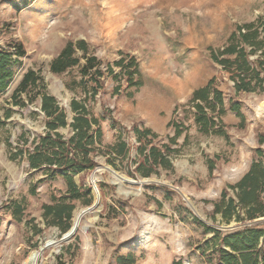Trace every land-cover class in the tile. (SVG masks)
<instances>
[{"label":"rangeland","instance_id":"1","mask_svg":"<svg viewBox=\"0 0 264 264\" xmlns=\"http://www.w3.org/2000/svg\"><path fill=\"white\" fill-rule=\"evenodd\" d=\"M260 19L264 20V0H0V47L6 49L10 42L19 41L26 50L22 63L11 68L13 77L0 95V207L2 203L9 207L0 209V264H23L45 242L59 241L64 233L44 218L43 205L62 199L73 204L71 228L75 214L95 202L94 188L97 207L83 216L70 240L45 249L38 264H119L118 259L128 255L133 264H218L217 250L222 244L214 230L231 234L250 224L238 206L236 212L242 219L233 215L227 221L215 205H222V192L236 204L230 186L259 160L256 149L264 154V144H258V137L264 136V89L236 93L229 74L209 59V49L224 47L237 25ZM78 40L87 43L89 53L103 66L112 64L120 52L136 58L144 87L126 101L132 108L142 101H154V112L145 123L156 127L161 121L164 126L165 132L154 141L156 146L168 144L174 134L165 127L174 107V120L187 128L171 147L177 150L169 155L171 169L158 168L147 178L129 174L125 161L116 162L113 168L104 155H97L93 171L107 167L131 183L120 186L103 168L92 178L93 171L75 176L77 185L82 181L89 187L90 204L84 195L69 199L62 171L50 179L43 168L31 170L26 160V152L45 132L41 95L32 101L29 97L39 90L54 96L63 108L71 99L83 100L77 85L81 78L78 66L60 74L49 71L50 61L63 46ZM81 55L76 52L75 56ZM32 67L40 70L42 84L14 101V89ZM210 78H215L223 93L225 137L200 133L193 121L194 110L187 105L190 88ZM109 79L87 104L98 114L107 108L117 115ZM149 103L143 104L148 107L141 110L143 115L151 113ZM230 104L239 105L243 124L229 110ZM126 111L121 109L119 118L124 123L137 120L143 128L140 118ZM58 131L66 138L70 133L68 128ZM10 202L24 208L20 221L13 217Z\"/></svg>","mask_w":264,"mask_h":264},{"label":"trees","instance_id":"2","mask_svg":"<svg viewBox=\"0 0 264 264\" xmlns=\"http://www.w3.org/2000/svg\"><path fill=\"white\" fill-rule=\"evenodd\" d=\"M76 50L82 53L81 57L75 56ZM26 51L22 44L10 42L7 48L0 47V95L5 92L12 78V66L20 65L21 59ZM209 59L220 66L222 73L229 74L233 82L236 93H253L264 89V20L237 25L227 39V44L218 49H209ZM80 59L84 60L80 64ZM79 67L80 81L78 86L82 92L89 93L93 98L98 92L104 89V76H112L117 79L124 77L126 87L139 88L142 82L137 79L139 76L138 63L134 56L122 54L113 64H107L104 68L102 62L95 56L89 54V49L83 40L76 42L68 41L59 54L53 58L49 64V71L60 74L66 70ZM113 68H118L119 72L114 73ZM215 78H210L208 82L200 88L195 89L187 101L193 112V121L200 133L208 135L226 136L225 124L222 116L225 114L223 93L216 87ZM42 83L40 70L27 71L11 98L14 101L19 95L30 93L39 89ZM90 84V86H88ZM121 86L114 89L118 94ZM37 95H41V111L45 115V132L40 136L31 151L26 152V160L31 170L44 168L47 178L55 179V173L62 171V178L66 182V193L69 199L77 200L83 195L88 198L86 204H90L91 198L88 193L89 187L81 181L79 185L74 182L73 176L80 173L93 171L96 163L91 157L95 153V143L101 142L100 120L90 116L85 105L76 100H72L70 108L74 114L69 123L73 134L64 139L56 132L58 128L67 126L66 113L64 108L59 107L52 96L35 92L29 101ZM131 96V94H130ZM20 101H16L19 105ZM229 110L235 113L243 124V116L237 104H230ZM177 111V106L172 111V117L166 124L167 128L173 129V136L168 139L169 143H164L160 147L154 144L158 135L149 129H139L133 125L129 130L123 128L127 133L132 131L136 137V154L131 156L132 144H127L119 140L114 145L107 148L109 152L115 153L117 157H127L128 173L143 178L157 173L158 168L171 169L172 164L169 155L177 150L171 148L176 145L177 139L187 129L182 123L174 120L173 115ZM9 115V114H7ZM108 115L104 110V116ZM104 118V117H103ZM184 137V142L186 141ZM258 144H264V136L258 137ZM22 155V151L18 152ZM259 160L253 161L246 174L231 189L236 194L235 200L225 199V192H222V205L216 204L215 209L222 214L227 221L235 215L237 220L242 217L236 212V207L244 210V217L250 222L231 234H221L215 231V235L220 236V243L228 250H224L220 245L218 248V264H264V222L253 223L255 219L264 218V154L261 149L255 150ZM108 164L115 168L117 165L114 159L108 160ZM131 165H134L131 170ZM209 170L213 169L212 161L208 162ZM164 190L166 188H163ZM61 202L56 204L43 205V216L50 218V223L60 227L62 233H67L70 229L72 212L74 205ZM13 207V217L20 221L24 208L10 202ZM9 208L6 203L1 204V208ZM204 226V225H203ZM212 230L211 228H207ZM119 264H133L131 255L127 258H119ZM172 264H182L181 261H174Z\"/></svg>","mask_w":264,"mask_h":264},{"label":"crops","instance_id":"3","mask_svg":"<svg viewBox=\"0 0 264 264\" xmlns=\"http://www.w3.org/2000/svg\"><path fill=\"white\" fill-rule=\"evenodd\" d=\"M52 34V33H51ZM84 41V40H83ZM85 42V41H84ZM16 43H20V44H22L21 42H19V41H16ZM86 43V42H85ZM86 45H87V43H86ZM22 46H23V44H22ZM64 47V46H63ZM23 48H24V46H23ZM25 49V48H24ZM62 50V49H61ZM60 50V51H61ZM26 51V50H25ZM59 51V52H60ZM76 52H80V51H78V50H76ZM118 53H119V51H118ZM59 54V53H58ZM57 54V55H58ZM82 54V53H81ZM90 54V53H89ZM26 55V54H25ZM56 55V56H57ZM75 55H76V53H75ZM91 55H93V54H91ZM55 56V57H56ZM93 56H95V55H93ZM25 57V56H24ZM23 57V58H24ZM54 57V58H55ZM96 57V56H95ZM97 58V57H96ZM120 57H117V58H115L114 59V61H117L118 59H119ZM98 59V58H97ZM99 60V59H98ZM21 62H22V60H21ZM51 62V61H50ZM50 64V63H49ZM109 64V63H108ZM113 64V63H112ZM111 64V65H112ZM107 65V64H106ZM105 65V66H106ZM102 66H103V64H102ZM105 66H103V68L105 67ZM13 67V66H12ZM11 67V68H12ZM12 70V69H11ZM29 70H33V71H38L39 69H37V70H35L33 67L32 68H29V69H27L25 72H24V74L27 72V71H29ZM113 70H114V73L116 74V73H118L119 72V69L118 68H113ZM138 70H139V76H137V79H139L141 82H142V86L141 87H139V88H135V87H131V88H127L126 87V82H125V80H124V77H122V76H119L117 79H115V78H113L112 76H104V79H103V84H104V87H105V81L108 79V78H110L109 80L111 81L110 83H111V92H110V94H112L113 95V97L115 98V100H116V105H117V107H118V113L120 114V111H121V109H126L127 111H126V113H130V115H131V117L132 118H135V117H139L140 118V120L142 121V123H143V128L141 127V126H139V122H137V120H135L136 122H134V120H132V121H130V122H126V123H124L123 122V120H121L120 118H119V114H115V113H110V111L109 110H107V108H102L100 111H99V114L98 113H96L95 111L93 112L92 111V109H91V105H89V104H87V101L88 100H93V98H95L97 95H99L100 94V92H98L93 98L91 97V95L89 94V93H86V92H82V90H80L81 92H82V94H83V100L81 101L84 105H85V107L87 108V110H88V112L90 113V116H93V117H95V118H98L99 120H100V128H101V132H102V135H101V142L99 143V144H97V143H95V148H96V150H95V153L91 156L93 159L97 156V155H104V157H105V162L108 164V160H110V159H114V162H115V164H116V162H122V161H125L126 162V164H127V157H123V156H119V157H117L116 155H115V153H113V152H109L108 150H107V148L108 147H110V146H112V145H114L116 142H118L119 140H122V141H124L125 143H126V145L129 143V144H132V145H134V147L131 149V156L132 157H134L135 156V154H136V146H138V143L136 142V137H135V135L133 134V132L132 131H129L128 133L123 129V128H126V130H129L133 125H135V126H137L139 129H149V130H151L153 133H155L156 135H158V137H160V135L162 134V132L164 133L165 131H164V126L163 127H161L162 126V123H161V121H159V122H156V124L155 125H157L156 127L158 128H156V127H154V125H149V124H147V122L145 123V121H146V119H148L149 118V116L154 112V107H155V104H154V101H152L151 103H149V100H146V102L145 101H142V102H139V103H137V105L134 107V108H132V107H130V104L128 103V101H126V100H128V99H133V97H134V92H136L137 91V89H142L144 86H143V79H141V71H140V69H139V66H138ZM12 72H13V70H12ZM51 73V72H50ZM24 74L22 75V77H21V79L19 80V82H18V84H17V86H16V88L18 87V85H19V83L21 82V80H22V78H23V76H24ZM52 74H54V73H52ZM40 76H41V74H40ZM12 77H13V75H12ZM42 77V76H41ZM12 79V78H11ZM11 79H10V81H11ZM10 81H9V84H10ZM42 81H43V77H42ZM208 82V81H207ZM207 82H204V83H202V84H200V85H196V86H193L192 88H190L191 89V92H190V95H191V93L195 90V89H197V88H200V87H203ZM42 84V83H41ZM187 86H188V84H186ZM9 86V85H8ZM118 86H121V88H120V90H119V93L118 94H115L114 93V89L116 88V87H118ZM74 87V86H73ZM8 88V87H7ZM15 88V89H16ZM81 88V87H80ZM15 89H14V91H15ZM71 90L73 89V88H70ZM7 90V89H6ZM14 91H13V93H14ZM12 93V94H13ZM137 93V92H136ZM146 93H148L149 94V92H146ZM47 94V93H46ZM130 94H131V96H130ZM47 95H49V96H52V95H50V94H47ZM121 95H125V96H123V97H125V99H123V100H121ZM12 96V95H11ZM150 97H153L152 96V94H150L149 95ZM54 99H55V97L54 96H52ZM72 100H76V99H71L70 100V103H71V101ZM152 100V99H151ZM55 101H56V99H55ZM77 101V100H76ZM78 102H80V101H78ZM80 102V103H81ZM56 103H57V105L59 106V107H61L60 106V104L56 101ZM70 103H69V106H64V110H65V113H66V121H67V126L66 127H64V128H68L69 130H70V133H69V136L67 137V138H69L72 134H73V131H72V129H71V127L69 126V123L72 121V117H73V113H72V111H71V108H70ZM150 104V109H151V113L149 114V115H143L142 114V112H141V110L142 111H144V109L146 110V109H148V107H146V105L144 106L143 104ZM40 107H41V101H40V106H39V109H40ZM63 108V107H62ZM104 110H106V112H107V114L108 115H105L104 116ZM68 111V112H67ZM173 111V110H172ZM40 112L44 115V113L41 111V109H40ZM68 113H71V116H70V119H68ZM122 114V113H121ZM120 114V115H121ZM171 116H172V113H171ZM104 117V118H103ZM146 117V118H145ZM44 118H45V115H44ZM170 119H171V117H170ZM169 119V120H170ZM168 120V121H169ZM104 121V124H103V126H102V122ZM140 121V122H141ZM168 121L166 122V124L168 123ZM154 123H155V120L153 121ZM135 123V124H134ZM165 127L167 128V126L165 125ZM103 128L105 129V133H104V135H103ZM153 128H156V130H154ZM45 129V128H44ZM59 129H61V128H58L57 130H56V132H58V133H60L58 130ZM168 129V128H167ZM161 130H163V131H161ZM61 134V133H60ZM44 135V134H43ZM62 135V134H61ZM63 136V135H62ZM64 137V136H63ZM66 137H64V139H67ZM103 138H104V140H103ZM104 141V142H103ZM94 161H95V159H94ZM96 163V162H95ZM97 165V164H96ZM109 165V164H108ZM117 165V164H116ZM109 166H111V165H109ZM117 167V166H116ZM115 167V168H116ZM44 169V168H43ZM80 174H82V173H80ZM79 175V174H78ZM75 176H77V175H74L73 176V179H74V177ZM75 182V181H74Z\"/></svg>","mask_w":264,"mask_h":264},{"label":"bare ground","instance_id":"4","mask_svg":"<svg viewBox=\"0 0 264 264\" xmlns=\"http://www.w3.org/2000/svg\"><path fill=\"white\" fill-rule=\"evenodd\" d=\"M110 173L115 178V180L119 183L120 186H122L123 184H126V183H131L128 179H126L123 176H119V175L115 174L114 172H110ZM128 194L129 193H124V195H128ZM98 203H99V197H98L97 192H96L94 204L98 205ZM83 216L84 215H82V212H79V213L75 214L74 219H73V224L71 225V228L68 231V232H70V230L75 227V231H74L73 236L76 234V232L80 228ZM41 247L38 250L32 251L28 255L26 261L23 264H38V261L40 260L42 254L44 252V250L43 251L41 250Z\"/></svg>","mask_w":264,"mask_h":264},{"label":"water","instance_id":"5","mask_svg":"<svg viewBox=\"0 0 264 264\" xmlns=\"http://www.w3.org/2000/svg\"><path fill=\"white\" fill-rule=\"evenodd\" d=\"M102 168L105 169V170H108L109 172H113L112 170H110V169L107 168V167H98V168H96V169L93 171V173H92V175H91V178L93 177V175L95 174L96 171H98V170H100V169H102ZM94 190L97 192V189H96V188H94ZM97 193H98V192H97ZM96 207H97V205L93 203L90 207H87L86 209H84V210L81 211V212H82V215H85V214L91 212V211H92L94 208H96ZM258 222H264V218H259V219H256V220L254 221V223H258ZM232 229H233V228H232ZM74 231H75V227L72 228V229L70 230V232H68V233H64V234L62 235V237L60 238L59 241H47V242H45V244L41 247V250L43 251V250L49 248L50 246H52V245H54V244H56V243H58V242H64V241H68V240H70V239L73 237Z\"/></svg>","mask_w":264,"mask_h":264},{"label":"built area","instance_id":"6","mask_svg":"<svg viewBox=\"0 0 264 264\" xmlns=\"http://www.w3.org/2000/svg\"><path fill=\"white\" fill-rule=\"evenodd\" d=\"M94 184V183H93Z\"/></svg>","mask_w":264,"mask_h":264}]
</instances>
